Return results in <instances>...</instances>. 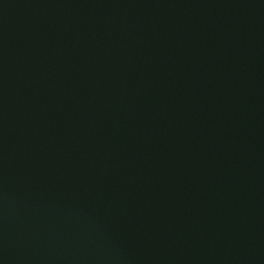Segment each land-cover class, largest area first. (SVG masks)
<instances>
[{"label":"water","instance_id":"obj_1","mask_svg":"<svg viewBox=\"0 0 264 264\" xmlns=\"http://www.w3.org/2000/svg\"><path fill=\"white\" fill-rule=\"evenodd\" d=\"M0 264H264V0H0Z\"/></svg>","mask_w":264,"mask_h":264}]
</instances>
